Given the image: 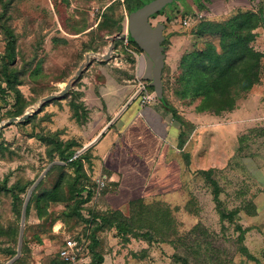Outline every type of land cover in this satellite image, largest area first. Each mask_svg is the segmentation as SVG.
I'll list each match as a JSON object with an SVG mask.
<instances>
[{
	"label": "rangeland",
	"instance_id": "obj_1",
	"mask_svg": "<svg viewBox=\"0 0 264 264\" xmlns=\"http://www.w3.org/2000/svg\"><path fill=\"white\" fill-rule=\"evenodd\" d=\"M128 2L0 0V264L17 255L28 192L50 164L63 162L60 149L82 151L131 105L139 78H151L143 51L124 38ZM202 3L176 0L152 18L168 39L164 97L181 130L171 155L181 164V190L114 208L104 198L115 190L110 181L96 199L95 144L81 167L56 164L35 188L14 264H67L58 251L76 233L87 241L86 264H264V25L250 29L249 46L262 54L260 81L233 111L213 113L195 78L184 80L190 56L221 51L217 24L260 12L264 0ZM8 31L15 60L7 74ZM68 83L66 96L44 101ZM19 111L31 116L8 125ZM85 186L92 194L81 203Z\"/></svg>",
	"mask_w": 264,
	"mask_h": 264
},
{
	"label": "crops",
	"instance_id": "obj_2",
	"mask_svg": "<svg viewBox=\"0 0 264 264\" xmlns=\"http://www.w3.org/2000/svg\"><path fill=\"white\" fill-rule=\"evenodd\" d=\"M261 11L264 25V9ZM130 101L125 112L113 115L112 121L89 143L97 144L96 154L102 164L96 173L104 168L115 188L104 195L114 208L135 198L181 190V164L171 156L178 146L179 124L158 97L148 105H142L135 96Z\"/></svg>",
	"mask_w": 264,
	"mask_h": 264
},
{
	"label": "trees",
	"instance_id": "obj_3",
	"mask_svg": "<svg viewBox=\"0 0 264 264\" xmlns=\"http://www.w3.org/2000/svg\"><path fill=\"white\" fill-rule=\"evenodd\" d=\"M150 1L151 0H129V13L139 9ZM202 2H205V0H199L200 4ZM165 10L159 12L152 18L163 14ZM168 19L171 20L172 17L170 16ZM255 26H263L262 11L256 13H242L237 17L236 21L231 20L218 23L217 27L222 36L221 51L215 50L214 48H211L210 50L205 49L189 57V62L185 68L186 76L184 77V80L189 81L192 76L195 78L194 82L195 85H197L196 87L207 97V103L213 108V113L217 115H220L223 112L233 111L236 106V99L241 95V97H244L243 94L249 92L253 86L260 81L262 54L254 52L249 46L250 40L252 39V32L250 29ZM8 34L11 39L9 40L7 50L8 62H6L4 70L6 72L15 60V54H13L11 47L14 42V35L11 31H8ZM167 40L168 39H166V41ZM129 42L142 51L137 43H134L131 40H129ZM187 59L188 57H185V60ZM6 81L11 85L12 76L8 75ZM149 82L150 80L147 81V84H149ZM232 89H235L234 92ZM150 90L154 91V88L150 86ZM161 101L170 111L174 110L168 104L165 97ZM21 115H23V111L14 114V116ZM75 154L74 151H68L67 148L60 149L59 151L61 161L73 163L77 167H81V158L84 153L77 159L71 161ZM86 187L87 186L83 187L80 191L85 192L87 190ZM91 194L92 193H89V195ZM105 194H107V192H105ZM141 199L143 198H135L130 202L139 201ZM87 201L88 199L84 198L81 199L80 202L85 203ZM28 211L29 209L27 210V217Z\"/></svg>",
	"mask_w": 264,
	"mask_h": 264
},
{
	"label": "water",
	"instance_id": "obj_4",
	"mask_svg": "<svg viewBox=\"0 0 264 264\" xmlns=\"http://www.w3.org/2000/svg\"><path fill=\"white\" fill-rule=\"evenodd\" d=\"M176 0H151L150 2L144 4L139 9L131 12L129 14V32L124 38L128 41L131 40L134 43H137L139 47L143 51V57L145 59V66L148 67V71L151 73L150 83L149 85L154 88V92L159 99L164 98V81H163V71L166 66V45L164 44L167 37L164 33V26L162 23H158L157 25H153L152 17L158 14L159 12L166 9V7ZM110 40L112 44L109 48V52L105 56L106 59L110 58V54L114 49V41L115 37H111ZM90 56H87V62H89ZM85 65H82L78 71V75L82 72ZM71 89V83H68L65 88L57 93L51 94L44 98L45 102H50L56 99H60L64 97L68 91ZM31 116L30 112L25 113L21 118H12L7 123L8 125L20 120L25 121ZM5 125L0 127V130L4 128ZM92 144L85 146L81 152L86 151ZM64 164L63 162H53L47 167V169L43 172V174L38 178V180L33 184L30 191L28 192L22 213L21 220V229H20V237H19V246L17 255L12 258L6 264H13L17 259L20 258L22 254V247L24 241V233L27 219V210L28 203L32 196L33 191L41 182V180L47 175V173L51 170V168L56 164Z\"/></svg>",
	"mask_w": 264,
	"mask_h": 264
},
{
	"label": "built area",
	"instance_id": "obj_5",
	"mask_svg": "<svg viewBox=\"0 0 264 264\" xmlns=\"http://www.w3.org/2000/svg\"><path fill=\"white\" fill-rule=\"evenodd\" d=\"M136 98H140L142 105L154 103L157 99L155 92L150 90L149 84L142 81V77L139 78V89ZM81 154H83V152L79 151L74 155L71 161L77 159ZM110 181V176L102 168L94 178L95 188L93 190H95L94 194L96 199L104 193L105 189L109 186ZM89 192L90 188H87L85 198L88 197ZM87 218L90 219L91 217L87 216ZM58 253L68 264H86L84 258L88 253V245L85 235L76 233L69 236L62 244Z\"/></svg>",
	"mask_w": 264,
	"mask_h": 264
},
{
	"label": "bare ground",
	"instance_id": "obj_6",
	"mask_svg": "<svg viewBox=\"0 0 264 264\" xmlns=\"http://www.w3.org/2000/svg\"><path fill=\"white\" fill-rule=\"evenodd\" d=\"M144 68H145V63H144Z\"/></svg>",
	"mask_w": 264,
	"mask_h": 264
}]
</instances>
